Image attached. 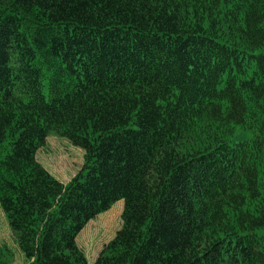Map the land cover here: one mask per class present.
I'll use <instances>...</instances> for the list:
<instances>
[{"label":"trees","instance_id":"1","mask_svg":"<svg viewBox=\"0 0 264 264\" xmlns=\"http://www.w3.org/2000/svg\"><path fill=\"white\" fill-rule=\"evenodd\" d=\"M244 133H250L245 138ZM83 151L63 184L36 160ZM264 264V0H0V210L26 264Z\"/></svg>","mask_w":264,"mask_h":264},{"label":"rangeland","instance_id":"2","mask_svg":"<svg viewBox=\"0 0 264 264\" xmlns=\"http://www.w3.org/2000/svg\"><path fill=\"white\" fill-rule=\"evenodd\" d=\"M243 135L247 138L250 133H244ZM36 160L54 178L62 183H67L81 168L83 151L80 148L73 146L66 139L51 134L46 139V144L43 149L38 151ZM122 208L123 201H118L109 211L104 213L105 215H102L106 217L105 223L108 221L110 223V227H105V230L100 224H97L90 230L86 229V236H83L84 238L80 243H78V247L82 250L89 264L93 263L102 246L110 241L119 230ZM0 264H26L24 256L20 253L14 243L6 218L1 210Z\"/></svg>","mask_w":264,"mask_h":264},{"label":"crops","instance_id":"3","mask_svg":"<svg viewBox=\"0 0 264 264\" xmlns=\"http://www.w3.org/2000/svg\"><path fill=\"white\" fill-rule=\"evenodd\" d=\"M102 215H105V214H102ZM102 215H99L98 217H96L94 220L90 221L86 227L84 228V230L79 234V236L77 237V240H76V243L78 245V243H80L83 238L86 236V229H91V228H94L97 224H100L101 227L105 230V227L109 226L110 223L109 221L107 223H105V220H106V217L102 216ZM91 225V227H90ZM90 227V228H89ZM110 227V226H109ZM84 236V237H83ZM91 244V243H89ZM94 245V244H93Z\"/></svg>","mask_w":264,"mask_h":264}]
</instances>
